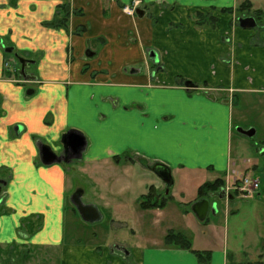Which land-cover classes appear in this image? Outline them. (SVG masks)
<instances>
[{
	"label": "crops",
	"instance_id": "0c3cea01",
	"mask_svg": "<svg viewBox=\"0 0 264 264\" xmlns=\"http://www.w3.org/2000/svg\"><path fill=\"white\" fill-rule=\"evenodd\" d=\"M130 2L0 0L2 247L20 231V246L46 250L59 264L81 251L69 225L76 219L73 207L66 202L75 162L84 172L121 167L129 176L144 163L159 164L180 181L198 173L217 180L250 166L233 154V140L244 110L264 96V25L241 28L224 12L237 0H143V18L122 11ZM64 5L71 9L68 29L47 26ZM199 14L215 18L214 24L198 25ZM16 55L33 61L25 76L9 64ZM70 131L86 138L81 157L44 165L40 149L65 156L62 141ZM251 165L260 170L258 162ZM94 186L105 204L121 207L129 191L142 204L136 184L108 192L110 184L98 179ZM140 187L143 198L159 197L155 184ZM177 196L144 214L164 215ZM131 233L137 234L134 228ZM195 251L163 243L125 254L128 264H228L224 249L212 251L207 263Z\"/></svg>",
	"mask_w": 264,
	"mask_h": 264
},
{
	"label": "rangeland",
	"instance_id": "374dc122",
	"mask_svg": "<svg viewBox=\"0 0 264 264\" xmlns=\"http://www.w3.org/2000/svg\"><path fill=\"white\" fill-rule=\"evenodd\" d=\"M124 7L125 5L122 9ZM148 15L153 16L152 10ZM232 15H234L236 23L239 18L253 17L257 23L264 25V0H237L232 9ZM97 46L99 45L94 44L95 48ZM13 58L9 64L12 70L15 65L18 72L21 66L16 58ZM260 101L264 104V96H261L253 104L257 107L244 110L246 113L245 122L242 126L237 124L234 131L233 154L241 159L244 166H250L248 168L241 166L231 172L230 176L224 175L217 179L222 180L221 186L223 187H226L227 184H234L235 181H238L237 184L244 180L253 181V184L259 182L260 189L251 195L243 193L234 195L233 193L232 200H219L218 193L221 190L219 189L216 193H206L203 198H200L199 188L203 185L202 183L213 184L217 181L216 179L211 181L212 176L209 174L201 175L200 173L196 175V178L185 176L182 181L177 174H173L176 185L171 190V194L166 195V187L160 188L164 183L153 171L157 167L156 164L144 163L142 169L136 168L130 176L121 167H113L112 170L104 169L99 173L96 169L92 172H84L76 162L74 165H69V178L73 188L70 184L66 202L68 206L73 207L76 218L73 222L71 219L69 225H71V232L77 238L78 246L81 248V251L72 254L69 264H118L120 261L128 264L126 250L133 252L135 249H144L154 244L163 243L166 247L173 248L166 244L168 229L183 234L191 242L192 248L202 253H212V251L224 249L228 253V264H264V151L261 152L264 150V108L261 107ZM241 103L239 110L242 111ZM239 110L237 108V111ZM248 127H250L249 129L254 127L255 137L248 138L237 132V128L248 130ZM121 161L125 163L126 159ZM257 162L260 170L251 165V163L256 164ZM98 179L110 184L108 192L112 188L118 191V184H136L139 191L138 199H141L142 203L150 201L160 204L165 198L170 199L171 195L174 196L178 193L179 196L175 197L174 201L172 200L173 202L167 207L164 215L144 214L141 204L137 205L136 202H133L132 198H134L135 192L131 195L129 191L122 195L121 202H124V205L121 207L114 203L105 204L101 197V191L94 186ZM140 184H155V187L152 188L158 192L159 197L149 200L148 197L140 196ZM77 187H80L84 192L83 204L95 205L100 209L103 217L100 222L85 223L81 217H77L79 213L76 212L71 201ZM1 190L3 189L1 188ZM150 190L151 188L147 196L151 195ZM2 198L3 192L0 194V200ZM201 199L209 200L211 206L212 202L217 203V213L214 214L210 211L205 222L198 221L192 212V206ZM1 207L0 205V209ZM120 216H122V220ZM132 228L135 229L136 235L131 233ZM164 233H167L165 237ZM13 236L15 237V235ZM16 236L17 239L23 240L20 231L16 233ZM17 239L9 246L10 248L0 245V264H59L58 257L54 254L51 256L46 250H40L35 246H24L23 248ZM120 245L125 249L116 248ZM13 246L14 248H12ZM132 261L130 260L129 264Z\"/></svg>",
	"mask_w": 264,
	"mask_h": 264
},
{
	"label": "water",
	"instance_id": "95a60500",
	"mask_svg": "<svg viewBox=\"0 0 264 264\" xmlns=\"http://www.w3.org/2000/svg\"><path fill=\"white\" fill-rule=\"evenodd\" d=\"M138 15L140 17L144 16L143 12L141 11L138 12ZM239 25L243 29H252V28L257 27V21L252 17L241 18L239 19ZM0 44H2L1 40H0ZM6 52L12 53L13 50L7 49ZM16 57L20 61L22 65V73H24L27 61L23 60L22 58L18 56ZM237 132L248 138H253L256 135V130L254 128H251L248 130L237 128ZM62 143L65 149V152H68L69 150H71L75 153H79L80 156L87 145L86 138L77 131L68 132V134L63 138ZM40 156H41L42 163L46 166H50L55 163L61 162V158L57 156V154L53 152V150L47 146H44L40 149ZM153 171L156 172L157 176L166 184L168 188L167 194H169V189L173 187L174 185V180L172 178L170 169H168L165 166L158 165L156 168L153 169ZM0 191H1V188H0ZM82 197H83V191L79 190L71 198L72 204L77 209L82 220L90 224L100 222L103 217H102V214L99 208L95 205L83 204ZM227 197L228 196H227L226 191L223 190L220 196V199H226ZM228 198L232 199V196H229ZM210 211L216 214L217 206L216 204H213L211 206L209 200L207 199L200 200L192 206V212L194 213L197 220L200 222L206 221Z\"/></svg>",
	"mask_w": 264,
	"mask_h": 264
},
{
	"label": "trees",
	"instance_id": "16d2710c",
	"mask_svg": "<svg viewBox=\"0 0 264 264\" xmlns=\"http://www.w3.org/2000/svg\"><path fill=\"white\" fill-rule=\"evenodd\" d=\"M59 10H61V14L58 13L57 19H55L52 23L47 24V26L58 29V28H63L65 30L68 29L70 18H71V12L70 9L67 5L59 7ZM226 13H232V9H226L224 10ZM80 12H74V15H80ZM206 17L202 16V14H199L198 16V25H213L215 22V18L210 19L209 21L205 20ZM187 85L189 87H194V84L188 82ZM222 180H217L213 184H204L200 188V198H203L206 193H216L219 189H221L223 186H221ZM150 198V197H149ZM150 200V199H149ZM169 201V198H165L162 203L156 204V203H151L150 201L144 202L141 204L142 209H164ZM77 212V211H76ZM166 244L168 246H172L173 248L176 249H183V250H192V244L191 242L181 233H176V232H168L166 236ZM197 254L199 261L201 263H207L210 261L211 254L209 252L207 253H202L195 251Z\"/></svg>",
	"mask_w": 264,
	"mask_h": 264
},
{
	"label": "built area",
	"instance_id": "2783aa9c",
	"mask_svg": "<svg viewBox=\"0 0 264 264\" xmlns=\"http://www.w3.org/2000/svg\"><path fill=\"white\" fill-rule=\"evenodd\" d=\"M141 6V1L140 0H135L132 3L131 7H127L124 11L129 14V15H134L135 11L137 10V8H139ZM259 188V182L253 184V181H249V180H244L243 182L241 181V184H236V181L234 182V184H228L227 190H238L241 193H247V194H252L255 191H257V189Z\"/></svg>",
	"mask_w": 264,
	"mask_h": 264
},
{
	"label": "flooded vegetation",
	"instance_id": "af4514ba",
	"mask_svg": "<svg viewBox=\"0 0 264 264\" xmlns=\"http://www.w3.org/2000/svg\"><path fill=\"white\" fill-rule=\"evenodd\" d=\"M64 6H65V5H64ZM67 6H68L69 9H70V6H69V5H67ZM122 7H123V6H122ZM70 11H71V9H70ZM142 11L145 13L146 10H144V8H143ZM137 18H138V17H137ZM150 55H151V57H152L154 60L158 58L157 55H156V53H151ZM155 61H156V60H155ZM78 156H79V153H75V152L69 150L68 152H66L65 156H62L61 158H62L63 161H65V160H67V159H69V158H77ZM0 184H1V183H0ZM218 198H219V196H218ZM219 200H221V199L219 198ZM222 200H223V199H222ZM225 201H228V200H225ZM213 204H216V206H217V203H216V202H212V205H213Z\"/></svg>",
	"mask_w": 264,
	"mask_h": 264
}]
</instances>
